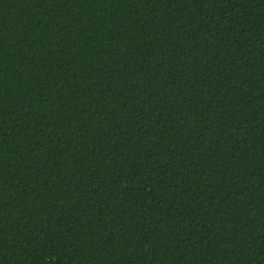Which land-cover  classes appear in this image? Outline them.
I'll return each mask as SVG.
<instances>
[{"label": "trees", "instance_id": "16d2710c", "mask_svg": "<svg viewBox=\"0 0 264 264\" xmlns=\"http://www.w3.org/2000/svg\"><path fill=\"white\" fill-rule=\"evenodd\" d=\"M0 264H264V0H0Z\"/></svg>", "mask_w": 264, "mask_h": 264}]
</instances>
